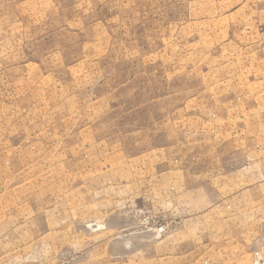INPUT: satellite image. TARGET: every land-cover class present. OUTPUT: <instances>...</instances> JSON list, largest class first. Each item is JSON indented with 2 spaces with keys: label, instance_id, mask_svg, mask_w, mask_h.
<instances>
[{
  "label": "rangeland",
  "instance_id": "obj_1",
  "mask_svg": "<svg viewBox=\"0 0 264 264\" xmlns=\"http://www.w3.org/2000/svg\"><path fill=\"white\" fill-rule=\"evenodd\" d=\"M0 264H264V0H0Z\"/></svg>",
  "mask_w": 264,
  "mask_h": 264
}]
</instances>
